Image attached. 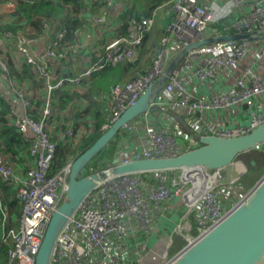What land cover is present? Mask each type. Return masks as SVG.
Returning <instances> with one entry per match:
<instances>
[{"label": "built area", "instance_id": "obj_1", "mask_svg": "<svg viewBox=\"0 0 264 264\" xmlns=\"http://www.w3.org/2000/svg\"><path fill=\"white\" fill-rule=\"evenodd\" d=\"M15 1L0 0V5L7 4L12 9ZM207 1L210 3L204 0H174L172 9L175 15L167 27L169 34L162 39V43L166 44L171 38L174 46L181 50L206 38L209 26L216 21L215 8L211 4L216 0ZM102 2L111 6L113 0ZM227 3L236 9L250 8L233 23L237 31H250L257 27L264 29V0H227ZM104 15L105 11L102 12ZM102 18L97 21L101 22ZM152 23L151 16H144L136 24L135 34H115L103 44L98 59L76 77L57 73L50 65V61L65 60V50L61 47L67 32L65 28L47 42L42 55L35 54L30 46L31 39L23 35H0V42L15 41V65L21 62L28 64L42 78L44 86V106L39 119L35 120L29 115L31 98L8 79L10 87L7 93L12 97L9 118L12 126L29 141L28 154L34 160V167L27 170L22 178L0 155V181L16 188L20 204L17 228H11L8 209L0 191L1 241L10 243L7 253L9 264H34L45 226L67 189L70 163L54 174H51L52 164L58 144L65 143L63 139L68 142L80 130L76 126L69 127L63 130L59 142L52 139L47 127L52 112L53 92L66 82L79 84L92 73L123 58L132 59ZM252 45V41L243 40L203 45L190 50L171 72L157 97L161 112L159 116L164 118L166 125H174L171 128L155 125L150 112L125 123L120 132L133 134L138 148L116 153L115 163L174 156L197 147L203 135L234 137L264 122L262 68L255 72L250 68L245 69L224 91L197 96L198 85L222 76L231 77L233 68L249 54ZM263 54L264 44L258 55ZM166 65V54L162 50L153 59L147 74L127 83L113 85L108 93L112 119L134 105L147 86L160 77ZM0 70L6 77L7 68L1 58ZM241 109L249 118L247 125L235 123V126H228L229 120L218 116L214 120H207L209 113ZM181 115H198L196 128L194 126L195 129L191 130L193 135L180 129L176 116ZM175 173L181 176L175 178ZM225 175L222 170L197 168L124 174L104 181L84 199L59 234L50 264H141L149 253L147 243L142 242L134 251H131L130 243L140 229L150 234L156 222L177 199L183 205V213L167 234L165 248L160 250V254L163 256L168 248H172L174 236L184 242L179 253L217 225L247 196L248 193L231 204L235 188Z\"/></svg>", "mask_w": 264, "mask_h": 264}, {"label": "water", "instance_id": "obj_2", "mask_svg": "<svg viewBox=\"0 0 264 264\" xmlns=\"http://www.w3.org/2000/svg\"><path fill=\"white\" fill-rule=\"evenodd\" d=\"M264 39V31L241 30L219 34L191 43L177 52L160 77L149 84L134 105L112 119L103 133L70 163L67 189L51 213L35 255L34 264H50L56 240L77 212L84 199L104 181L124 174L169 170H224L243 153L264 145V122L234 137L203 135L200 146L177 155L141 158L127 163H114L104 169L83 174L85 167L119 133L122 126L146 112L153 104L164 83L182 58L192 49L215 43H236ZM165 264H264V176L227 216L187 248L175 254Z\"/></svg>", "mask_w": 264, "mask_h": 264}, {"label": "trees", "instance_id": "obj_3", "mask_svg": "<svg viewBox=\"0 0 264 264\" xmlns=\"http://www.w3.org/2000/svg\"><path fill=\"white\" fill-rule=\"evenodd\" d=\"M87 7L86 0H16L14 11L9 13L10 20L0 22V35L9 33L12 36L23 35L31 39L41 37L53 30L55 34L65 28L67 32L61 47L65 50V60H67L79 48L77 34H81V30L86 27L87 17L94 15L91 9L89 13L85 12ZM174 15L173 12L172 20ZM2 43L4 49L0 48V57L7 68L6 77L17 83L16 87L29 95L31 98L29 115L37 120L44 106L42 78L36 75L32 68L24 62L15 65L13 61L14 39L8 42L3 40ZM156 49L157 43L153 35L147 32L132 59L123 58L115 64L105 66L99 72L92 73L88 79L81 81L80 84L66 82L60 89L53 92L52 112L47 128L50 130L52 139L57 142L60 138L57 131L63 127L62 115H65L67 108L78 97L76 89L78 85L85 88V95L81 96H87L91 99V104L84 111L87 120L82 122L83 130L73 139L68 140L65 144L66 147H63L61 142L58 144L56 153L58 160L52 164L51 174L59 172L64 166L71 163L80 152L87 149L103 133L102 126L106 120L104 119L105 112L94 106L93 99L99 98L103 94L108 96L110 88L117 83H127L147 74L153 59L157 55H155ZM9 110L7 99L0 94V155L5 163L13 165L12 168L16 173L26 174L32 166V161H34L28 154L30 143L9 123ZM109 122L107 120L106 124ZM263 146L261 145V147ZM115 147L116 142L113 139L89 162L83 174H89L114 164L116 161L114 160ZM0 191L3 193L4 204L9 213L8 224L12 228L16 224L15 220L20 217V204L16 197V188L12 184L0 181ZM17 208H19V213L16 218L14 215H16ZM1 234L0 225V264H9L7 253L10 243L1 241ZM172 250L173 253L175 249Z\"/></svg>", "mask_w": 264, "mask_h": 264}, {"label": "crops", "instance_id": "obj_4", "mask_svg": "<svg viewBox=\"0 0 264 264\" xmlns=\"http://www.w3.org/2000/svg\"><path fill=\"white\" fill-rule=\"evenodd\" d=\"M86 1L88 7L85 12L87 11V13H89L91 9V12L94 15L87 17L86 27L81 30V34H77L79 48L75 51L71 58L58 63L50 61V65L57 73L68 76L74 69H86L89 64L98 59L100 53L102 52L103 44L108 42L113 36H115V34H118V31L129 35L135 34V26L139 22V19L144 16H151L153 18L152 26L147 32L153 35V38L157 43V51L155 52V55L158 52L160 53L162 50L165 51L167 58L170 56L166 61L168 64L172 57L180 51L179 47L174 46L173 40H171V38L166 44L161 42V48L158 47L162 37L164 38L165 34H169L167 27L169 26L173 17L174 11L172 6L174 0H113L111 6L105 5L102 3V0ZM204 1L210 3L207 0ZM211 4L215 8L216 21L209 26L207 37L212 35L232 34L239 32L233 27V23L249 11V6H246L243 9L232 8L227 3V0H216L213 3L211 2ZM9 11L6 7L0 5V18L3 20H5V18H9V13L11 12ZM103 11H105L104 17L102 16ZM99 18H102L101 22L97 21ZM250 31H255L260 34L262 31H264V29L257 27ZM53 32L54 30L52 31V34H48L50 32H47V34L45 33L41 37L38 36L36 38H31L30 46L35 54L42 55L44 53L45 46L49 41V38L51 40L54 35ZM252 42L253 45L249 51V54L236 64L232 70L231 77L222 76V78L219 77L218 80L206 82L203 85H198L197 96L202 94L211 95L226 90L232 84L233 80L242 74L247 68L252 69L254 72L261 70V68L264 69V54L260 57L258 55L261 46L264 44V39L252 40ZM0 48L4 49L2 42H0ZM12 83L17 86V83L13 81ZM9 87L10 82L8 81V78L4 75H1L0 73V94L4 95L10 107L12 97L7 93ZM76 89L78 97L75 99L72 105L67 108L65 115H62L63 127H61L59 130L60 132L57 131L58 136L63 134V130L69 127L76 126L79 127L80 131L83 130L81 127V125H83L82 122L87 120V118L85 119L84 111L91 104V99H89L87 96H81L85 95V88H83L81 85H78ZM93 100L94 106L105 112L104 119L106 120L104 121L102 128L105 126L107 127V120L111 121L113 118L111 102L107 94H103L99 98H94ZM158 103L159 101L156 98L153 104V111L150 112L155 125H161L160 127L164 128H171L174 124H171L170 126L166 125L165 121L163 120L164 118L159 116L161 112H159L160 108ZM242 111L243 110L241 109L239 111L230 110L228 112L222 111L214 114L209 113L207 114V120H214L215 118L220 117L223 118V120H229L228 126H235V123H238L239 125H247L249 118ZM171 113L174 112L171 111ZM190 117H192V119L189 121ZM176 118V122L180 126V129L183 133H191V130L193 131L194 126L196 128L195 120L198 119V115H181L176 116ZM8 119L9 123L11 124V119L9 117ZM191 134L193 135V133ZM23 138L25 137L23 136ZM114 140L116 142L115 154L121 151L128 152L132 149L138 148V145L134 141L133 134L120 132L117 134ZM32 162L33 163L30 168L34 167V161ZM11 166L13 167V165ZM237 169L238 168L236 164L233 163L231 166L222 171L226 174L225 178L228 179V176L236 174ZM18 175L23 178L26 174L19 173ZM182 213L183 205L181 201L177 199L169 206L164 216L156 222L150 234H147V232L142 229L138 231V235H136V238L130 243V248L131 251H134L135 247H137L142 242L147 243V246L149 247V253L141 264H154L155 259L159 255V247H161V249L163 247L165 248L166 236L170 233L171 228L179 221ZM17 225L18 221L16 222L15 226H13V228H17ZM182 246L179 244L177 247H174L176 252L174 251L172 254H176L182 248ZM131 254H133V252H131Z\"/></svg>", "mask_w": 264, "mask_h": 264}, {"label": "rangeland", "instance_id": "obj_5", "mask_svg": "<svg viewBox=\"0 0 264 264\" xmlns=\"http://www.w3.org/2000/svg\"><path fill=\"white\" fill-rule=\"evenodd\" d=\"M3 7H6L8 9V11L10 10L11 11V12L9 11L10 13H12L14 11V8H15V6H14L11 9V7H9L7 4H4ZM1 20H3V19L0 18V22H1ZM5 20H10V18H5ZM119 33L124 34L120 31H118V34ZM48 34H52V32L50 31V33H48ZM124 35H128V34H124ZM49 40H50V38H49ZM161 42H162V40L160 41V44L158 45L159 48L162 47ZM169 57L167 58V56H166V61L169 59ZM64 61H66V60H64ZM58 62H61V61H58ZM83 70H84V68L78 69V70L74 69V70H72V73H70L68 76L76 77ZM0 73H1V75H4V72L2 70H0ZM63 140L65 141V143L64 142H61V143H62L63 147H66L65 144L67 142V139H63ZM200 145H201V143L198 142L197 146H200ZM57 160H58V156L56 155L53 163H56ZM234 164H236V166H239L238 167L239 173L237 171L236 174H234L236 176L232 177V180L228 177V180L232 181L231 185L234 186V188H235V191L233 192V195L231 198V204H234L237 201L241 200L243 198V196L246 193H248L256 185V183L264 176V146L263 147L259 146L253 150H250L246 153L239 155L237 157V159L235 160ZM240 169H241V171H240ZM180 176H181L180 173L174 174L175 178H178ZM15 213H16V215H14V216L16 217L19 213V208H17ZM17 220H18V218H17ZM17 220H15V221L17 222ZM179 244L181 246L184 245L183 240L180 237H175L173 239V247L168 248L167 252H165V254L163 256H161V254H160L161 247H159L160 257L158 256L155 259L154 264H165L167 261H169V259H171L175 255V254H172V251H173L172 249L174 247H177Z\"/></svg>", "mask_w": 264, "mask_h": 264}, {"label": "bare ground", "instance_id": "obj_6", "mask_svg": "<svg viewBox=\"0 0 264 264\" xmlns=\"http://www.w3.org/2000/svg\"><path fill=\"white\" fill-rule=\"evenodd\" d=\"M239 166H237V168H238ZM237 171H238V173H239V170L237 169ZM240 171H241V169H240ZM231 176V175H230ZM230 176H228L231 180H232V177H234V176H236V175H232L231 177ZM206 182H208V181H206ZM202 184H204V183H202Z\"/></svg>", "mask_w": 264, "mask_h": 264}]
</instances>
